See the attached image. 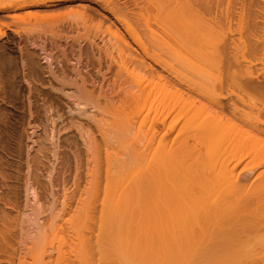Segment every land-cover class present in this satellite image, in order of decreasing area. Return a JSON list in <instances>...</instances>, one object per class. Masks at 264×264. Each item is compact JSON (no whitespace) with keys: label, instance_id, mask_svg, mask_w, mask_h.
Returning <instances> with one entry per match:
<instances>
[{"label":"bare ground","instance_id":"obj_1","mask_svg":"<svg viewBox=\"0 0 264 264\" xmlns=\"http://www.w3.org/2000/svg\"><path fill=\"white\" fill-rule=\"evenodd\" d=\"M5 1H7V2H5ZM84 1L97 2L99 4V6H101V8L104 11H106V13L108 15H110L112 17L113 21L111 20V22L108 25L109 27L106 26L105 28H108V31H109L108 33L111 36L110 37L108 35V37H110L111 39L113 38L112 40L114 42V45L113 46L110 45L111 48L115 47L114 50L116 52H119V55L116 54V56L117 55L120 56L122 54V53L120 54V52H123L122 55H125V58L127 57L126 62L129 61L128 63H126L124 60V56L122 58L121 57L117 58L118 60L120 58L123 59V62H125L124 64H127V69L125 71L126 72L130 71L131 70L130 68L132 66L130 68H128V65L133 64L134 66L132 69L135 70L136 68H138L137 69L138 71L144 72V73L148 71L150 73V75L148 77L149 79L146 78L147 76L144 77L142 75L144 77L143 79L146 80L145 82H144V80L143 81L136 80V83L133 84V85H135V87L132 88V89H135L134 94L131 93L130 90H129V93L128 92L126 93V90H123V91H125V93L127 94L126 96H128V97H126L124 95L126 97V98L124 97L125 100L121 99V100H123L122 102H120L118 100L120 104L122 103L121 106L125 105L124 107H126L129 104V108L131 109L129 114L132 115V118L130 119L127 116L129 118L127 120V117H126V120H127L126 124H128L127 127H125L126 128V135L128 133L129 136L130 135L132 136L133 135V133H132L133 129H135V128L138 129L135 132L133 140H132V138H130V141L128 142V146H126V148H127L126 150H128L127 152H129V153L123 152L124 149H122V150L120 149L122 152L121 153L118 149L117 151L120 152V155L123 153H126V154L121 155L124 157V159H122L121 156H120L121 159L120 158L116 159L117 164H116V162L112 161L116 165H113L112 162H110V160H108V159H110L111 156L108 155L109 156V157H107L108 159H106V156L104 157V160L105 159L108 160L107 161L108 164L106 163V161H104L107 164V166H106L107 170L106 169L102 170L103 172L106 171V172H104L105 173L104 177L100 174L104 178V180L102 177L97 176V177H100V180L102 179L104 181V185L100 189L97 190V188H96V187L99 188V186H98V182H100V180L98 181L99 178L98 179L95 178L96 175L94 177L95 179L93 178L94 181L97 179V186L94 184V183H96V181L93 182L92 179L89 178L92 181V182L90 181L91 184L93 183L92 186L93 185L96 186L95 187L96 190L92 187H91V189H89L90 191H92L94 189L92 192L93 194L95 193L94 191L98 192L99 190L102 189L101 198H98L100 200V204H98L100 206V207H98L99 212H100L99 213L100 216H98L99 219L97 218L98 224L97 223L95 224L93 222V218H96V214L94 212L97 211V213H98V210H97V208L95 210V207H97V206H96V203H94V200L92 201L91 198H89L93 195V194L91 195L90 191H89L90 194L88 193V194H86V196L91 195V196H87V197L89 198V200H91L93 202V204H95L94 205L95 211H93L94 214L91 213V215H95V216L90 215L91 217H89V213L93 210V209L91 210V207H93V206L89 205L91 203H90V201H88V198H86V196H85V193L88 192L87 188H86V191H83L84 193H82V194H84L83 198L80 197L81 201L78 199V203L80 201V205H82L83 204L82 201L84 199H87L86 201H88V202H86V204H83L84 205L83 207L76 204L75 205L76 208H80V209L76 212L74 211V213H73L74 217L72 214V217L69 218V220L66 219L69 222H67L65 220L67 222V224L68 223L70 224V227H69L70 229L74 228V227L76 228L75 231H74V229L72 231L69 230L72 233H70L68 231L69 234H67V232H66V235L68 236L67 239L69 238L70 234L72 235L73 233H75L79 229L78 226L81 223H83V225L86 222L88 223L87 220L89 218L92 219L91 222H93V223H90V225L95 224L96 225L95 228L97 229L99 234L97 236L94 235V237H92V239L94 240V243H90L88 241H91V240L88 239V241H87L88 237L84 234L81 235L82 233L79 232V233H81V234H79V235H81V238H79V241L76 240L77 237L74 238V243H76V242L77 243H76V247H74L75 244L72 243V245L74 244L72 246L73 250L71 249V246H70V243L72 242L70 240L71 238L68 239V240H70V243L68 242L69 243L68 246H70V247H68V246H66L67 240L65 241V239H63V237H62L61 241L65 243V244H63V248H64V246L69 248L67 250V254H68V252H69V254H70V252L72 253V255H70V256L75 259L74 260L75 264L76 263L77 264H80V263L81 264H90V263H92V264H95V263L96 264H105V262L111 263L112 261L111 262L108 260L106 261V259L111 258V255L114 254L113 252H115L116 248L114 249V245L112 244V242H113V239L115 237H116L115 239L117 240V237L120 235L122 237L120 240L123 241V243L126 246V248H124V250H126L128 248L127 253L128 252L131 253V255L133 257V258H125L127 260V261L126 260L125 261L129 262V263L132 261V263H138V264H264V76H260V78L258 79L260 74L264 75V67L258 68V65L256 66V64H255L256 62L255 61H254L255 63L252 62L254 58L252 59V61H247L249 59V58H246L247 54L245 57H243V59H247L246 60L247 62L243 63V60H241V59H240L241 61L236 60L237 57L235 58V56L233 55L234 54L233 52L229 51L232 54V56H230L229 55L230 53L228 52L229 43H230L229 41H231V39L233 40L232 36H230L231 39L228 36L230 34L232 35V33H233L232 31H235L233 28V27H235V25L233 26L231 24L232 23L231 20H233V19L235 20V18H236L235 14H236V11H238V10L234 11V9H235L234 7L239 6L240 12H237V14H238L237 18L242 20L241 18L245 17L247 20L245 23L246 26H244V27H246L245 28L246 32H245V29H243L244 35L246 33L248 34V37L246 36V38H248V39L254 38V37L259 38L261 36L260 34H262V32H264V31H257L256 28L264 30V0H226V4H227L226 7L228 8V4H229V6H231L234 9H233V12L231 11L232 14H231V12L227 13L225 11V17L224 18L222 17L223 11L221 12V9L219 8V7H221L220 5L222 4L221 2L223 0H154V1L151 0L152 1V2L150 1L151 4L149 2H147L149 4L148 9H151V10H148L147 6L145 7L146 9L142 10V12H140V10H139L140 13H138L137 15H139V19L141 22L138 20V17H137V21L140 23H143L144 27L147 28V29H145L146 31H148V29L150 30V31H148V33L151 32V33H149L150 36L153 34L151 28H149L152 25V24H149L150 22L152 23V21H154L153 24L155 23L158 25V24H160V23H158V22H160L159 19L161 20V22L163 21L164 18L166 20H167V18L169 19V17H167L168 16L167 13H166L167 18L164 16L165 15L164 12H166V10H167L166 9L167 7H165V3H166L167 4L166 6H169V4H170V6L168 8L171 7L172 11L170 10V13H172V15L175 17V19H176V17L177 18L180 17L181 24H182V22H184L185 25H188V24H189V26L191 25V27L188 26L189 28H193L194 27L193 25H195V28H193L194 30L190 29V32L193 34L188 32L189 31L188 27L185 28L184 30H182V31L186 32V37L192 38V36H190V35H194L196 33V35L198 36V35L202 34V32H203L202 35H207V36L212 38V41H214V44H215V48L218 47L217 49H219V51H220L219 53L222 54L223 60H225L224 61L225 64L223 63L221 65V67H219L217 69L214 68L215 70L213 68H212L213 69L212 70L208 66H206L208 69L206 67L204 69H207V71L210 70V71H208V74H207V71L204 72V69L203 70L200 69V71L198 70V74H197L199 76L198 78H197V76L190 73V75H193L191 77L188 74L189 78H191V79H188V77H185V79H184V77H183L184 75H181L180 72H179L180 73L179 74L177 70L175 71L173 65L171 66L170 63L166 64L167 61L165 63V60H167V59L163 60V58H161V56H162L161 54H159V55H161V56H159V55H157V52L155 53L154 51H152V52H154V54H152V52H150L151 54L148 53V51L146 50V47H144L143 44L141 45V43H140L141 40L139 39L140 37H137V34L134 31V29H132V27H130L131 26L130 23L127 20H125L122 15H120L121 13H119V14L117 13L118 11H116V10H121L122 8L119 9V7H118L116 9V7H113V5L111 6V3H109L110 1L108 2V0L106 2L105 1L101 2V0H19V1L16 0V2L10 1V0L9 1L8 0H0V13L6 14V16H9V17L10 16L16 17L17 15H7V13L17 11V10H22V9L27 10L30 8L50 7V6H55V5L60 6V4L80 2V5L83 6V7H81L83 9L82 14H84V16L83 15H81V16L86 17L87 13H89V14L94 13L95 10H94V8H91L89 5L83 4L82 2H84ZM147 1H149V0H147ZM138 4H139V2H138ZM135 5L137 6V4H135ZM143 6H145V5H143ZM149 6H151V7L153 6L152 7L153 9L151 7L149 8ZM213 7H214V9H213ZM198 9H200V10L202 9L203 11H206L209 14V16H211V17H212L211 14L212 13L214 14V21L216 20L215 22H213V24L215 23L214 27L212 26V24H210L213 28L212 27L208 28V26H202L203 24L202 25L200 24L201 19H200V22H199V20L196 21L197 23H199V25H196L195 19L197 20V18L199 17L197 15ZM225 10H227V9L225 8ZM245 10H247L246 13L244 12ZM124 11H126V10H124ZM153 11L155 13H152ZM160 14H163L162 15L163 19H161V17H159V16H161ZM201 14H200V16H201ZM239 14H240V17H239ZM124 15H127V14L124 13ZM231 15L234 16V18L233 19L231 18V20H229L230 19L229 17H232ZM67 16L65 15V17H67ZM193 16L195 17V19ZM33 17H34V15H33ZM69 17H70V15H69ZM73 17H72V19H73ZM87 17H88V15H87ZM217 17H219L221 19L219 20ZM30 18L31 17H29L28 20H30ZM34 18H37V17H34ZM39 18L41 19L39 21L42 22L44 19L51 18V17H46L44 19H42L41 17H39ZM53 18L55 19V17H53ZM60 18L61 17H59L57 19H60ZM105 18H107V17H105ZM165 19H164V21H166ZM175 19H174V21H175ZM180 19H177V20H180ZM258 19L260 22H257ZM47 20H49V19H47ZM172 21H173V17H172ZM37 22L38 21L35 19V24ZM168 22L170 23L169 20H168ZM175 22H177V21H175ZM192 22L195 24H192ZM1 23H3V22H1ZM4 23H6V22H4ZM165 23H167V22H165ZM179 23H180V21H179ZM179 23L177 22V25ZM116 24L119 25V27L123 30V32L119 31L120 29L117 28ZM163 24H164V22H162V24H160L162 26H159V25L158 26H159V28L160 27L163 28V26H164L167 29L166 32H165L166 29L163 30L164 32H162V30H161L162 28H160L161 31L159 30V32H162V35L165 37V35H167V34L164 35V33H168V28L166 27L167 24L166 25L165 24L163 25ZM168 25H170V24H168ZM200 25L202 27H200ZM239 25H240V21H239ZM240 26H242V25H240ZM173 27L175 28V26H173ZM177 27L183 28L182 25L180 27L179 26H177ZM203 27L205 29H203ZM27 28H28V26H27ZM43 28H44V26H43ZM51 28H52V26H51ZM112 28H114L115 30ZM207 28L209 29L210 32L208 31ZM239 29H240L239 30V32H240L241 27ZM254 29L256 31H253ZM86 32H88V31H86ZM91 32H92V29H91ZM97 32L99 34V31H97ZM197 32H199L200 34H198ZM241 34L243 35V33H241ZM1 35H2V33L0 34V36ZM60 35H62V34H60ZM154 35H156V33L153 34L154 39L149 38L151 40V42L153 41L154 44L153 43L152 44L150 43V44L155 46V44H156L155 42H157L156 47L159 50L160 47H158L159 46L158 43L161 44L160 46H162V43H161V41H159V39H157L160 37H158V35H157V38H155L156 36H154ZM162 35H161V37H162ZM75 37H73V38H75ZM93 37H95V36H93ZM261 37H262V39H264V34H262ZM165 38H163V40ZM169 39H167V40H169ZM242 39H239V40L241 41ZM101 40H103V39H101ZM108 40L109 39L107 38V40H105V41H108ZM251 40L253 41V39H251ZM260 40L261 39H259L258 41H260ZM30 41H31V39H30ZM111 41H110V43H111ZM243 41H244V39H243ZM252 41L250 43H248L247 41L246 42L248 45L249 44L252 45ZM113 42H112V44H113ZM165 42H167V41H165ZM261 42L264 43V41H261ZM109 44L107 45V47L109 46ZM135 44L139 45V47H140L139 49L141 50L140 54H141V56H143L144 59L139 57L140 56L139 53H138V55H136V53L138 51L134 50L135 47H133V45H135ZM216 44H219V45H217V47H216ZM231 44H233V43H231ZM253 44H255V41L253 42ZM103 45H105V44H103ZM164 45L165 44H163V46ZM248 45H246V46H248ZM251 45L248 46V49L246 46H245L246 47L245 48L244 45L242 47H243V49H247L250 51V49H252ZM93 46H94V44H93ZM110 46H109V48H110ZM250 46H251V48H250ZM164 47H166V46H164ZM197 47H199V46H197ZM157 48H156V50L155 49H153V50L157 51ZM253 48L255 50L256 47L253 46ZM262 48H264V47H262ZM262 48H261V50H264ZM210 49L211 48H209V50ZM96 50H97V48H96ZM104 50H106V49H103L101 51H104ZM254 50L252 51L253 53L256 51V50L255 51ZM98 51H99V47H98ZM111 51H112V49L109 50V52H110L109 54L112 53ZM134 51H136V53ZM162 51L164 52V49H162ZM249 51H247V53ZM245 52H246V50H245ZM256 52H258V51H256ZM260 52H262V51H260ZM249 53H251V52H249ZM249 53H248V56H249ZM106 54L108 55V52H106ZM113 55H115V54H113ZM113 55L112 56L110 55V56L113 57ZM257 55L258 54H255V56H257ZM191 56H193V55H191ZM258 56H260V55H258ZM258 56H257V58H258ZM261 56H264V55L261 54ZM106 57H109V56H106ZM181 57H182V55H181ZM145 58L150 60V62H152V64L158 66V68L160 67V69L163 70L162 72H164V70H166V71L168 70L171 73L173 72V75L169 73L170 76L171 75L173 76V79H174V73L177 77L179 76L178 77L179 79H177L175 76V78H176L175 80L177 81L178 84L184 85L183 89H184V92H186V93H184V92H182V93L185 95L180 93L183 90L182 87L180 88L181 90H179L178 87H175V85H177V84H175V82H173V84H172L171 82L166 81L165 78H167L168 76H166L165 78L162 77L161 71H159V73L161 72L159 74V73H157L158 72L157 69H156L157 71L153 70L154 68L152 67V65L150 66L152 68L149 67L150 63L145 65L144 61H142V59L145 60ZM259 58H261V59L259 60ZM259 58H258V60L260 62H262V57H259ZM27 59H28V57H27ZM113 59L115 60L116 58L113 57ZM114 60H113V62L116 63V61H114ZM120 60L118 62H121ZM109 62H111V64H112L111 60H109ZM123 62H122V64H123ZM198 63H199V61H198ZM111 64L108 66H111ZM147 65H148V68H147ZM117 66H118V64H117ZM119 66H120V63H119ZM115 67H116V65H115ZM123 67L125 68L126 66H122V68ZM107 68H110V67H106V69ZM118 69L117 70L120 71L121 68H118ZM128 69H130V70H128ZM107 70L109 71V69H107ZM107 70H106V73L108 74ZM134 70L133 71L131 70V71L134 72ZM131 71H130V73H131ZM167 72H165V73H167ZM209 72H212V73H209ZM118 73L119 72H117V75H118ZM201 73H204V74L202 75ZM114 74H116V72ZM126 74L128 75V73H126ZM134 74H136L134 76H138L136 73V70H135ZM39 75H41V74H39ZM102 75H101V77L103 78V80L101 81V83L104 81V77H105ZM117 75H114L116 78H113V79L117 80L120 77V76L117 77ZM147 75H148V73H147ZM180 75L183 79L180 77ZM134 76L131 73L130 78L131 77L135 78ZM133 78L131 80L134 83L135 81H133ZM195 78H196V80H195ZM36 79H38V78H36ZM140 79L142 80V78H140ZM63 80H64V78H63ZM116 80H115V82H116ZM171 81H173V80H171ZM115 82L113 81L112 84L113 83L115 84ZM157 82H159V83L162 82L160 84L163 86V90L161 87L160 88L158 87L157 89H155ZM30 83H32V82H30ZM60 83H62V82H60ZM108 83H109V81H108ZM159 83H158V85L161 86ZM102 84H101V87H102ZM61 85H65V84L62 83ZM118 85H120V84L118 83ZM129 85H132V84H129ZM133 85L131 87H133ZM110 86L113 87V85H110ZM115 87H116V84H115ZM121 87H122V85L119 86L120 89H122ZM81 88H82V86H81ZM117 89H118V87H117ZM164 89L167 91H165ZM114 90H115V88H114ZM79 91L80 90H78V94H79ZM162 92L165 94L163 95ZM100 93H101V91H100ZM120 94H124V93H120ZM191 94H194V96L196 95L195 96L196 98L194 96H192ZM63 95H65V94H63ZM75 95L76 96L73 95L74 100H77V98H79V97H77L78 96L77 94H75ZM182 95L184 96V98L186 96V98L185 99L182 98L183 97ZM99 97H101V96H99ZM191 97H193L195 99H193ZM71 98H73V97H71ZM91 98L92 97H90V99ZM82 99L80 100L81 102L84 101V100L82 101ZM127 99H129V100H127ZM110 101L113 102L112 100H110ZM89 102H91V100ZM94 102H96V101H94ZM78 103L79 102H77V104H75V105H77V107H80L81 105H79ZM84 103H85V101H84ZM116 106H117L116 108L114 106H112V107H114L116 110L119 109L120 105L119 106L116 105ZM77 107H76V109H77ZM86 108H87V106H86ZM93 108H96V107H93ZM122 108H123V106H122ZM109 109H111L110 106H109ZM109 109H108V105H107V110L104 109L101 111H103V113H105ZM120 109H121V107H120ZM82 111L84 113L85 108H84V110L83 109L81 110L79 108V110L77 111V115L83 116ZM79 112L82 115H80ZM110 112L111 111L109 110L108 113L110 114ZM113 112L114 111L111 112L112 115L117 114V112L116 113H113ZM121 113H122V111H121ZM87 114L88 113L86 111V115ZM118 114H119V112H118ZM123 114H124V111H123L122 115ZM99 115H101V114H99ZM117 115H115V116H117ZM90 116H91V114H90ZM104 116H105V114H104ZM93 117H96V116L94 115ZM96 118H98V116ZM118 118L121 119L122 117L120 116ZM89 119H90V117H89ZM136 119H138V120L140 119L138 121V123H137ZM99 120L103 121L102 118H99ZM108 120H109V118H108ZM124 120H125V118H124ZM118 122H119V120H118ZM107 123H109V122H107ZM110 123H111V121H110ZM98 124H99V122H98ZM119 126L120 125H118V127ZM133 126H134V128H133ZM104 127H105V125H104ZM106 127H107V125H106ZM114 127H116V126L113 125V128ZM119 130H120V128H119ZM109 132L110 131H108V133ZM110 133L114 134V132H110ZM110 133L108 134L109 136H110ZM123 133L124 132L122 131V134ZM105 134H106V132H105ZM102 135L105 136L104 134H102ZM111 136H113V135H111ZM111 136H110V138H111ZM118 136L115 135L114 138L116 139V137H118ZM105 137H107V136H105ZM125 137H122V138L125 139ZM104 139L106 140V138H104ZM109 139L107 141H109ZM115 139H114V141H115ZM111 140H113V138ZM116 141H117V139H116ZM121 141L119 140V142H117V143L121 144V146L124 148V146H125L124 144H126L127 140H125L126 142L124 141L125 143L123 145H122V143H120ZM116 145L117 144L115 143L114 148H122L120 145L118 147H116ZM105 146H107V147H105ZM105 146L104 147L106 149L109 148L108 147L109 145H105ZM105 148H104V150H105ZM111 148H112V146L110 147V151L113 152L114 150L113 149L111 150ZM108 151H109L108 149L106 151H103L106 153V154L104 153V155H107V153H110ZM117 151H115V153H117ZM110 154H112V153H110ZM118 155H119V153H118ZM116 156H117V154H114V152H113V158ZM114 160H115V158H114ZM96 162H98V161H96ZM98 165L99 164H96V167ZM103 165H104V163H103ZM112 165L114 167H112ZM93 166H94V163H93ZM108 166H110L111 168L109 167V169H108L107 168ZM92 169H91V171H92ZM94 169L96 170V168H94ZM99 169L101 170V168H98L97 171H95V170L94 171L100 172V171H98ZM92 172H91V175L89 173L91 178L93 176ZM95 172L93 174H95ZM10 174H12V173H10ZM90 182H89V185L91 186ZM100 183H99V185H100ZM7 185H9V184H7ZM99 193H100V191H99ZM94 196H96V194H94ZM92 198H93V196H92ZM95 202L98 203L97 200H95ZM77 206H80V207H77ZM1 211H3V210H1ZM75 213H76V215H75ZM115 214L117 215V218L115 217L116 219L113 218ZM112 215H113V217H112ZM58 216H60V215H58ZM111 217H112V219H111ZM72 218H74V219H72ZM0 219H2L5 222V223L3 222L4 224H6V221L4 218H0ZM52 219H54V218H52ZM71 219H72V221H71ZM2 220L0 222L1 225H3ZM65 221H64V227L65 228L63 227V222H62V225H59V226L57 225L58 226L57 228H59V227H61L62 229L64 228L65 231L67 229H69L68 225H67V227L65 226L66 225ZM112 222H113V224H112ZM50 223H51V221H50ZM75 224H76V226H73ZM83 225H81V226H83ZM86 225H85V228H86ZM1 228L2 227H0V230L2 231V232H0V250L2 249L1 243L7 237L8 238L6 240L10 239L9 238L10 236H8L7 234L4 233V232H6V233L8 232L6 230L7 228H2V229ZM85 228L83 229L84 231L86 230ZM89 228H90V226H89ZM3 229H4V232H3ZM62 229H61V231H62ZM90 229H92V228H90ZM11 231L12 230H10L9 232L11 233ZM106 231L113 232V234L111 233L112 235H110L111 237L108 236L109 234H106L105 238H104L103 234ZM86 232H87V230H86ZM6 235H7V237H5ZM74 235L78 236V233L74 234ZM113 235L114 236L116 235V236L113 237ZM83 236H86V238ZM71 237H73V236H71ZM118 238H120V237H118ZM75 240H76V242H75ZM104 241H107L106 243L108 244V247L110 248V249L108 248L109 249L108 251L104 250L105 248H102L103 247L102 245L105 244ZM5 242L6 241H4V243ZM5 244L8 246L13 245V244L11 245V243L8 244V242ZM61 248H62V246H61ZM119 248H120V246H119ZM4 249H5V247H4ZM57 249H56L58 252L57 255L62 250H64V249L60 250V247ZM147 249L149 250L150 253L147 251ZM70 250H72V251H70ZM119 250H121V249H119ZM3 252L4 251H2V253ZM7 253L9 254V252H7ZM67 254H65V255H67ZM65 255H64V257H65ZM131 255H130V257H131ZM10 256H12V255H10ZM10 256L8 258H10ZM57 257H56V259H57ZM64 257H63V253H62V258H61V253H60V258H58L59 264H61L60 261H63L65 259ZM113 257L116 258V256H114V255H113ZM66 258H67V256H66ZM68 258L66 259V262H67ZM88 258H89V260H92L90 258H93V261L88 262L89 261ZM94 258H96V259H94ZM114 258H113V263H111V264H114V261H116ZM70 260H72V259H70ZM110 260H112V259H110ZM121 261L123 262L122 258H121ZM55 262L57 263V260H55ZM69 262H71L70 264H73L72 261H69ZM126 262L125 263L123 262V263L126 264ZM116 263L117 262H115V264ZM132 263H130V264H132Z\"/></svg>","mask_w":264,"mask_h":264},{"label":"rangeland","instance_id":"obj_2","mask_svg":"<svg viewBox=\"0 0 264 264\" xmlns=\"http://www.w3.org/2000/svg\"><path fill=\"white\" fill-rule=\"evenodd\" d=\"M10 1L16 2V0H10ZM102 1L106 2L107 0H101V2ZM150 1L151 0H149V1H147V0H108V2L111 3V6L113 5V7H116V9L118 7H119V9L122 8L121 10H116V11H118L117 13L118 14L121 13L120 15H122L123 18L130 23V25H131L130 27H132V29H134V31L137 34V37H140L139 38L141 40L140 43H141V45L143 44V46L146 47V50L148 51V53L154 51L155 53L157 52V55L161 54L162 56L161 55H159V56H161V58H163V60L167 59V60H165V63L167 61L166 64L170 63L171 66L173 65L175 71L177 70L178 73L180 72L181 75H184L183 76L184 79H185V77H188V79H191V78H189L190 73L197 76V78H198L199 77L197 75L198 70L199 71H200V69L203 70L206 66H208L210 69H212V68L217 69V68L221 67V65L224 63L225 60H223L222 54H220L219 49H217L218 48L217 45H219V44H216L217 48H215V44H214V41H212V38L207 36V35H202L203 32H202V34L197 32L201 36L200 35L197 36L196 33L194 35H190V36H192L193 39L191 37L190 38L186 37V32H184L182 30L187 28L189 26V24L185 25L184 22H182V24H181L180 17H178V18L176 17V19H175V17L172 15V13H170L171 7L168 8L170 6V4H169V6H166L167 4L165 2H164L165 7H167L166 8L167 10L168 9L169 10L168 11L166 10V12H164L165 13L164 16L166 17L168 15L167 17H169V19L166 17L167 20L164 18L166 20V21H164V19L162 18L163 14H160L161 16H159V17H161V19H163L162 22H164L165 25L167 24L166 27L168 28V33H164V35L167 34L168 36L165 35V37L166 38L168 37L167 39L170 38L169 39L170 41L167 40L162 35V32H164L163 30L166 29L164 26H163V28L160 27V28H162L161 29L162 32H159V30H160L159 26H162V25H160V24H162V22L159 19V21H160V22H158V23H160V24H158L159 26L155 23L153 24L154 21H152V23L151 22L149 23V24H152L151 27H149V28H151L153 34L156 33V35H154V36H156L155 38H157V35L162 40H163V38H165L164 40L167 42H165L164 40L162 41L160 38H157V39H159V41H161L162 46H163V44H165L164 46H166V47H164V46L162 47V46H160L161 44L158 43V45H159L158 47H160L158 50V48L156 47L157 42H155V41H154L156 43L155 46L151 45L153 43V41L151 42L150 39H154L153 34L150 36L149 33H151V32L148 33V31H150V30L149 29H148V31L145 30L147 28L144 27L143 23H140L141 21L139 19V15H137L138 13L142 12L143 9H146L145 8L146 6L148 9L149 4L147 2H149L151 4L152 1L151 2ZM5 2H7V1H5ZM138 2H139V4H138ZM82 3L85 5H89L91 8H94L95 12L90 13V14L87 13L88 17L86 14H85L86 17H83L84 16V14H82L83 9L81 8L83 6L80 5V2H75V3L73 2V3L60 4V6L55 5V6H50V7L30 8L27 10L22 9V10H17V11L7 13V15H17L16 17H11V16L9 17V16H6V14L0 13V34L2 33V35L0 36V133H1L0 134V144H1L0 145V149H1L0 150V166H1L0 167V179H1L0 180V187H1L0 188V218H4L6 221V224H4L5 222L2 219H0V222H1V220H2V223L4 222L3 225H1V223H0V227L7 228L6 230L8 232L7 233L4 232V229H3V232L5 234H7L8 236H10L9 237L10 239H8L9 241L6 240L8 238L7 235L5 236V237H7L4 240V241H6L5 243L8 242V244H10V243H11V245L13 244L12 246L9 245L10 246L9 247L8 245H6L4 243V241L1 243V246H2L1 248L3 249V250L2 249L1 250L4 251L3 252L4 254L0 250V252H1L0 253V264H59L58 258H60V253H61V258H62V253H63V257L65 254H67V250L69 248H67L66 246H68V244L70 243V240L72 241L70 243L71 249L73 248L72 246L74 244H75L74 247H76V243H77L76 240L79 241V238H81V235H83V234L88 237L87 241H88V239L91 240L88 242L94 243V240L92 239V237H94V235L97 236L99 234V232L95 228V226H96L95 224L96 223L98 224V219H99L98 216H100V214H99L100 212L98 209V207H100L98 205V204H100V200L98 198H101V195H102V192H101L102 189L99 190L100 193H99V191L98 192L94 191L95 192L94 194H96V196H94V194L92 193L93 190L95 189V187L97 186V179L99 178L98 179V181H99L100 177H102V176L104 177V174H105L104 172H106V171L103 172L102 170L106 169V166L108 164L107 163L108 160H110V162H112V161L116 162V159L120 158L121 155L129 153V152H127L128 150H126L127 149L126 146H128V142L130 141V138H132V140H133L135 132H136V130H138L136 128L133 129V131H132L133 135L132 136L131 135L129 136L128 133L126 135V128L125 127H127V125H128V124H126L127 120L129 118L130 119L132 118V115L129 114L131 109L129 108V104L128 105L126 104L127 105L126 107H124L125 105H122L123 106V108H122V106H121L122 103L120 104L119 101L122 102L123 100H125L124 97L127 95L126 94L127 92L129 93V90L131 93L134 94L135 89H132V88L135 87V85H133V84L136 83V80H140V81L144 80V82H145L146 80L143 78L146 76H147L146 78H148L150 73L148 71L145 73L140 72L137 70L138 68H136L135 70H136V73L139 77L134 76V75H136V74H134L135 70L132 69L134 65L129 64L128 68H130L132 66L130 69L132 71L134 70V72H132L130 69H128V70H130L131 73L133 74V76L135 77V78H133V77L130 78L131 73H130V71H128V72L125 71L127 69V64H124L127 60V57L125 58V55H122L123 52H120V54L121 53L122 54L120 56H118L119 52H116L114 50L115 47L111 48V46H110V45H112V46L114 45V42L112 40L113 38L112 39L110 38L111 36L108 33L109 32L108 28H105V27L106 26L109 27L108 26L109 23L111 22V20L113 21L112 17L110 15H108L106 13V11H104L101 8V6H99V4L97 2L84 1ZM221 3H222L220 5L221 7H219V6L218 7L221 9V12L223 11L222 12L223 18L225 17V11L227 13L231 12V11L233 12L234 8H235L234 11L238 10V11H236V14L234 13L235 17H236L235 20L233 19L234 16L231 15L232 17H229L230 18L229 20H231V18L233 19V20H231L232 21L231 24L233 26L235 25V27H233L235 31L231 30L234 34L232 33V35L230 34L228 36V37L232 36V38H233V40H232L230 37L231 41H229L230 43H229L228 52L229 51L233 52L234 53L233 55L235 56V58L237 57L236 60H238V61L243 60V63L244 62L246 63L247 61H252V59L254 58L252 62L253 63L256 62L255 64H256V66L258 65V68L264 67V56H261V54L264 55V50H261V48L264 47V43L261 42V41H264V39H262V37H261L262 34H264V32H262V34H260L261 38L260 37L259 38L254 37V38H249V39L246 38V36L248 37V34L246 33L244 35L243 29L246 28L244 26H246L245 23L247 20L245 17L241 18L243 21L240 20L239 18H237L238 17L237 12H240L239 6H237V7L235 6L234 8H232L228 4V8L230 7L232 9L231 10L230 8L228 9L226 7V5H227L226 0H223ZM135 4H137V6ZM143 5H145V6H143ZM138 6L139 7L141 6V7L139 8ZM150 7L151 6H149V8ZM225 8L227 10H225ZM213 9H214V7H213ZM124 10H126V11H124ZM139 10H140V12H139ZM148 10H151V9H148ZM198 10H197V15L199 16L198 17L199 19L197 18V20H196L195 17L193 16L195 19L196 25H199V23H197L196 21L199 20V22H200V19H201L200 24L201 25L203 24L202 26H208V28L212 27V26L214 27L215 23L213 24V22L216 21V20L214 21V14L212 13L211 14L212 17H211V16H209V14L206 11H203L202 9L201 10L203 12L200 9H198ZM154 11L152 13H155ZM246 11L247 10H245L244 12L246 13ZM123 12L127 15H124ZM232 12H231V14H232ZM166 13H167V15H166ZM200 14H201V16H200ZM33 15H34V17H37V18H34ZM65 15L66 16L68 15V16L65 17ZM69 15H70V17H69ZM81 15H83V16H81ZM29 17H31L30 20H28ZM39 17H41L42 19H44L46 17H51L52 19L46 18L42 22H40L39 20H41V19ZM53 17H55V19ZM59 17H61V18L57 19ZM72 17H73V19H72ZM105 17H107V18H105ZM137 17H138V20L140 22L137 21ZM172 17H173V21H172ZM239 17H240V14H239ZM217 18L219 20L221 19L219 17H217ZM35 19L38 21L36 24H35ZM47 19H49V20H47ZM174 19L178 23L180 21V23L177 25V22H175ZM177 19H180V20H177ZM168 20L170 21V23L168 22ZM239 21H240V25H242V26L239 25ZM1 22H3V23H1ZM4 22H6V23H4ZM165 22H167V23H165ZM257 22H260L259 19ZM195 23L192 22V24H195ZM168 24H170V25H168ZM210 24H212V26ZM116 25H117V28L120 29L119 31L123 32V30L119 27V25L118 24H116ZM172 25L175 26V28ZM181 25L183 26V28L180 27ZM201 25H200V27H202ZM27 26H28V28H27ZM43 26H44V28H43ZM51 26H52V28H51ZM177 26H179L180 28H178ZM193 26H194L193 28H195V25H193ZM239 26L241 27L240 32L243 33V35L239 32V30H240ZM189 27H191V25ZM189 27H188V30H189L188 32H190V29L191 30L193 29V28H189ZM91 29H92V32H91ZM112 29H114V28H112ZM203 29H205V28L203 27ZM256 30L257 31H264V30H261L259 28H256ZM256 30L254 29L253 31H256ZM86 31H88V32H86ZM97 31H99V34ZM166 31H167V29L165 30V32ZM208 31H209V29H208ZM245 32H246V29H245ZM60 34H62V35H60ZM191 34H193V33H191ZM108 35L110 37H108ZM161 35L163 38L161 37ZM93 36H95V37H93ZM68 37L69 38L71 37V38L69 39ZM73 37H75V38H73ZM241 37L244 39V41L246 40L248 43H250L252 41L251 39H253L252 45L251 44H249V45L252 46L253 50H254L253 46H255L257 48V49L255 48V50L258 52H256L254 50L255 51L254 53L260 55V56L257 55L258 58L262 57V62L259 61L261 58H259V60H258L257 56H255V54L252 52L253 50L250 49L251 46L249 48L250 51L247 50L249 45L247 44L246 41L244 42ZM100 38L103 39L104 41L101 40ZM107 38L110 41L112 40L111 43L109 40L105 41V40H107ZM30 39H31V41H30ZM239 39H242V40L240 41ZM259 39H261V40L258 41ZM254 41H255V44H253ZM112 42H113V44H112ZM231 43H233V44H231ZM93 44H94V46H93ZM103 44H105V45H103ZM108 44H109L110 48L112 49L111 54H109L110 53L109 50H111V49L109 48V46L107 47ZM137 45L138 44L133 45V47H135V49L134 48L133 49L138 51L137 53H136V51H134V52L136 53V55H138V53H139V55H140L139 57L143 58V56H141V54H140V51H141L139 49L140 47H139V45L138 46ZM243 45H244V47L246 45H248V46H246L247 49H243V47H242ZM197 46H199V47H197ZM98 47H99V51H98ZM155 47L157 48V51H155L156 50ZM96 48H97V50H96ZM209 48H211L210 49L211 51L209 50ZM103 49H106V50L101 51ZM153 49H155V50H153ZM162 49H164V52L162 51ZM262 49H264V48H262ZM245 50H246V52H245ZM247 51L251 52V53L248 52L249 56H248ZM260 51H262V52H260ZM106 52H108V55L106 54ZM154 52H152V54H154ZM113 54H115V55H113ZM116 54H118V55L116 56ZM246 54H247V56H246ZM110 55L111 56L113 55V57L116 59L114 60L113 57H111ZM181 55H182V57H181ZM191 55H193V56H191ZM229 55L232 56L231 53ZM106 56H109V57H106ZM123 56H124L125 62H123V59H121ZM245 56H246V58H249V59L248 60L243 59V57H245ZM27 57H28V59H27ZM119 57H121L120 58L121 60L119 59L121 62H118L119 60L117 58H119ZM107 58L112 61V64H111V62H109V60ZM143 59H142V61H144V64L146 65V64L150 63L149 67L152 65V67L154 68L153 70H155V71L158 70L157 73H159V71H161V72L163 71L160 69V67L158 68V66L152 64V62H150V60H148L146 58H145V60H143ZM113 60L116 61V63L118 62L117 63L118 66L120 63V66L122 65V66H126V67L125 68L123 67L124 69L122 68V66L118 67L117 64L115 62H113ZM198 61H199V63H198ZM122 62H123V64H122ZM128 62H126V63H128ZM110 64L112 67L108 66ZM114 64L116 65V67ZM106 67H110V68H107V69H109V71L106 69ZM152 67H150V68H152ZM118 68H121L120 71H118L119 70ZM147 68H148V65H147ZM207 69H204V72H206ZM106 70L108 71V74L106 73ZM167 71L164 70V72H162V74H161L162 77L165 78L166 76H168L167 78H165L166 81L171 82L172 84H173V82H175V84H177V85H175V87H178L179 90H181L180 89L181 87L183 89L184 85L178 84L177 81L175 80L176 78L179 79L178 78L179 76L177 77L174 73V79H173V76H172L173 72L171 73V72H169V71L167 72ZM208 71H210V70H208ZM208 71H207V74H208ZM115 72H116V74H114ZM117 72H119L118 75H117ZM165 72H167V73H165ZM212 72H209V73H212ZM126 73H128V75ZM147 73H148V75H147ZM169 73L172 75L170 76ZM39 74H41V75H39ZM201 74L203 75L204 73H201ZM101 75L105 76L104 81L102 82L103 84L101 83V81L103 80ZM114 75H117V77H119V76L120 77L116 80V79H113V78H116ZM181 75H180V77H181ZM193 75H190V76L192 77ZM175 76H176V78H175ZM260 76H264V75L260 74L258 79L260 78ZM36 78H38V79H36ZM63 78H64V80H63ZM132 78H133V81H135L134 83L131 80ZM140 78H142V80ZM115 80H116V82H115ZM171 80H173V81H171ZM195 80H196V78H195ZM108 81H109V83H108ZM113 81L115 82L116 87H115L114 83L112 84ZM30 82H32L33 84ZM60 82H62L65 85H61L62 83H60ZM118 83L120 85H118ZM158 83L159 82H157V84H156L157 87L155 86V89H157L158 87L159 88L161 87L163 90V86L160 84L162 82L159 83L161 86H159ZM101 84H102V87H101ZM109 84L113 85V87L110 86ZM129 84H132L133 87H131L132 85H129ZM121 85H122V87H121L122 89L119 88V86H121ZM81 86H82V88H81ZM117 87H118V89H117ZM114 88H115V90H114ZM78 90H80L79 94H78ZM123 90H126V93ZM100 91H101V93H100ZM165 91H167V90H165ZM182 92H184V89L180 93H182ZM74 93L78 95L77 97H79V98L76 97L77 100H74V96H76ZM120 93H124V94H120ZM184 93H186V92H184ZM63 94H65V95H63ZM164 94L165 93H163V95ZM183 95H185V94H183ZM191 95L194 96V94H191ZM99 96H101V97H99ZM71 97H73V98H71ZM90 97H92V98L90 99ZM126 97H128V96H126ZM80 98L81 99L83 98L82 101L84 100L85 103H84V101L81 102ZM182 98H184V96ZM185 98H186V96H185ZM191 98H193V97H191ZM195 98H193V99H195ZM121 99H123V100H121ZM90 100H91V102H89ZM93 100L96 102H94ZM110 100H112L114 103L111 102ZM127 100H129V99H127ZM77 102H79L78 104L81 105L80 107H77V105H75V104H77ZM107 105H108V109H109V106L111 107V109H109L111 112L114 111L113 113L117 112V114L119 112V114H120L121 111H122V113L124 111L125 115L123 114L124 115L123 116L121 113L120 115L115 114V115H117V116H115V115H112L111 112L109 114L108 113L109 110L107 112L104 111L105 113H103V111H101V110H104V109L107 110ZM116 105H118V106L120 105L119 109L121 107V109H120L121 111L119 109H117L118 111L115 109L117 107ZM86 106L88 109L86 108ZM112 106H114L115 108ZM76 107H77V109H76ZM93 107H96L97 109L93 108ZM79 108L81 110L82 109L84 110V108H85L84 113L82 111L83 116L77 115V111L79 110ZM86 111L88 113L87 115H86ZM82 114L80 113V115H82ZM90 114L92 117L90 116ZM99 114H101V115H99ZM104 114L106 117L104 116ZM94 115L96 117L98 116V118L93 117ZM120 116L122 117L121 119L118 118ZM89 117H90V119H89ZM126 117H127V120H126ZM99 118H102L103 121L99 120ZM108 118H109V120L111 119L110 120L111 123L108 120ZM124 118H125V120H124ZM118 120L120 123L118 122ZM136 120L138 123V121L140 119L139 120L136 119ZM106 121L109 122L110 124L107 123ZM98 122H99V124H98ZM104 125H105V127H104ZM106 125L108 128L106 127ZM113 125L116 126V127H114L115 129L113 128ZM118 125H120L121 127L120 126L118 127ZM119 128H120V130H119ZM133 128H134V126H133ZM104 131L106 132V134ZM108 131L114 132V134H111L109 132L110 136L113 135V136H111V138L108 135L109 134ZM122 131L125 134L124 133L122 134ZM102 134H104L107 137L103 136ZM115 135H117V136L119 135L118 137H116L117 141L114 138ZM122 137H125V139ZM104 138H106V140ZM107 138L109 139V141H107L108 140ZM112 138H113V140H111ZM114 139L116 142L114 141ZM119 140L120 141L122 140L120 142V143H122V145L126 142L125 140H127L126 144H124L125 145L124 148L121 146V144L117 143V142H119ZM114 142L117 144L116 147H118L120 145L122 148H114V145H115ZM105 145H109L108 146L109 148H107V149L109 150L108 152H110L112 154L107 153V155H104L105 152H103V151L107 150L105 148L107 146H105ZM111 146H112L111 150L113 149L114 154H117V156L114 157L115 160L113 158V152L110 151ZM104 148H105V150H104ZM118 149L120 152L122 149H124L123 152H126V153H123L120 155V152L117 151ZM115 151H117V153H115ZM118 153H119V155H118ZM108 155L111 156L110 159L107 158V157H109ZM105 156H106V159H108V160H106V159L104 160ZM121 158L124 159L123 156H121ZM96 161H98V162L100 161V162L98 163ZM104 161H106L107 164ZM93 163H94V166H93ZM95 163L99 164L97 167L101 168V170L100 169L98 170L100 172H95L98 169L96 167ZM103 163H104V165H103ZM112 164L116 165L117 162H116V164L112 162ZM113 165H112V167H114ZM110 166H108L107 168L109 169ZM92 168L93 169L96 168V170L94 169L95 170L94 171ZM91 169L93 172L91 171ZM91 172L93 175L92 178L90 177ZM94 172H95V174H93ZM10 173H12V174H10ZM89 173H90V175H89ZM95 175H96V177H95ZM97 176H100V177H97ZM94 177L97 178L95 180L96 183H94L96 186H94V185L92 186L93 183L91 184L92 181L95 182L93 180ZM89 178L92 179V181ZM103 180H104V178H103ZM103 180L102 179L100 180V182L102 181L101 183L98 182L99 188L96 187L97 190L100 189L104 185ZM89 182H90L91 186L89 185ZM99 183L101 186L99 185ZM7 184H9V185H7ZM91 187L94 188L92 191L89 190V189H91ZM86 188L88 189V192L85 193V196L90 191L91 195L93 194L92 195L93 198L91 195H87V196H91L89 198H91L92 201L94 200V203H96V206H97V207H95V210L97 208L98 213H97V211L94 210L95 204H93V202L91 200H89V198L86 196V198H88V201H90V203H91V204H89V203L88 204L90 206H93V207H91V210L92 209L93 210L89 213V217L95 216V215H91V213L96 214V218L92 217L93 222L95 224L90 225V223H93V222H91L92 219L89 218L87 220L88 223L86 222L84 225H83V223H81L78 226L79 229L75 233H73L72 235L70 234L73 237H71L69 235L68 239H70V238L71 239L68 240L67 239L68 236L66 235V232H67V234H69L68 233L69 230L72 231L74 229V231H75L76 228L74 227V228L70 229L69 228L70 224L69 223L67 224V222H69V221H67L66 219L69 220V218L72 217V214L74 213V211L76 212L80 209V208H76L75 205L76 204L80 205V201H81L80 197L83 198L84 194H82V193H84L83 191H86ZM78 199L80 200L79 203H78ZM84 200L82 202H83V204H86V202H88V201H86L87 199H84ZM95 200H97L98 203L95 202ZM83 204L80 206L83 207L84 206ZM80 206H77V207H80ZM1 210H3V211H1ZM93 211H95V212L93 213ZM58 215H60V216H58ZM75 215H76V213H75ZM73 217H74V214H73ZM112 217H113V215H112ZM112 217H111V219H112ZM115 217L117 218L116 214L114 215L113 218H115ZM52 218H54V219H52ZM72 219H74V218H72ZM72 219H71V221H72ZM50 221L52 224L50 223ZM64 221L66 222L65 226L67 227V225H68V228H69L66 231L64 229L65 228L64 227ZM62 222H63L64 228L63 229L61 227H59L60 229L57 228L59 225H62ZM112 224H113V222H112ZM81 225H83V226H81ZM85 225H86V228H85ZM73 226H76V224ZM89 226L92 229H90ZM84 228L87 230V232H86V230L85 231L83 230ZM61 229H62V231H61ZM10 230H12L11 233L9 232ZM0 232H2V231L0 230ZM79 232H81L82 234ZM109 232L110 231H106L103 234L104 238H105L106 234H109L108 236L113 234V232H110V233ZM70 233H72V232H70ZM77 233H78V236L74 235ZM79 234H81V235H79ZM86 236H83V237L86 238ZM115 236L113 235V237H115ZM62 237H63V239H65V241L67 240V243H66L67 245L64 246V248H63V244H65V243L61 241ZM75 237H77V239L75 240L76 243H74ZM118 237H120V238H118ZM118 237H117V240L115 239L116 238L115 237L113 239V242H112V244L114 245V249L116 248L115 252H113L114 254L111 255V258L106 259V261L107 260L110 262L112 261L111 263H113V258H114L113 255L116 256V258H114L116 260V261H114V264H115V262H117L116 264H120V263L122 264L123 262L125 263L127 261L125 258H133L131 253H129V252H128L129 254L127 253L128 248L126 250H124V248H126V246L123 243V241L120 240L122 237L120 235ZM104 242H105V244L102 245L103 246L102 248H105L104 250L108 251L110 248L108 247V244L106 243L107 241H104ZM72 243H74V244L72 245ZM60 245L62 246V248ZM70 246H68V247H70ZM119 246H120V248H119ZM4 247H5V249H4ZM59 247H60V250L61 249H64V250H62L57 255V253H58L57 248H59ZM119 249H121V250H119ZM72 250H70V251H72ZM147 251L149 252L148 249H147ZM7 252H9V254ZM68 254H69V252H68ZM68 254L65 255V257H64L65 259L63 261H60L61 264H63V263L64 264H66V263L70 264L71 262H69V261H72L73 264H75L74 263L75 259L70 256V255H72V253L70 252V254L69 255ZM10 255H12V256H10ZM130 255H131V257H130ZM9 256H10V258L11 257L12 258L11 259L8 258ZM66 256H67V258L70 256L68 258L67 262H66V259H67ZM56 257H57V259H56ZM121 258H122L123 262L121 261ZM54 259L57 260V263L55 262ZM70 259H72V260H70ZM90 259H92V260H89V258H88V260H89L88 262L93 261V258H90ZM94 259H96V258H94ZM110 259H112V260H110ZM106 263L107 262H105V264ZM111 263L108 262L107 264H111ZM128 263L129 262H126V264H128ZM130 263H132V261ZM90 264H92V263H90ZM132 264H138V263H132Z\"/></svg>","mask_w":264,"mask_h":264}]
</instances>
